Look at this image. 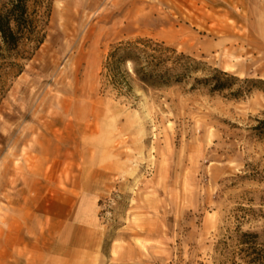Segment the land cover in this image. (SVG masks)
I'll return each mask as SVG.
<instances>
[{"label": "rangeland", "instance_id": "obj_1", "mask_svg": "<svg viewBox=\"0 0 264 264\" xmlns=\"http://www.w3.org/2000/svg\"><path fill=\"white\" fill-rule=\"evenodd\" d=\"M38 21L0 85V264H219L237 228L264 244V91L242 83L264 82V0H42ZM137 39L198 72L119 94L103 66ZM212 69L242 97L191 88Z\"/></svg>", "mask_w": 264, "mask_h": 264}, {"label": "trees", "instance_id": "obj_2", "mask_svg": "<svg viewBox=\"0 0 264 264\" xmlns=\"http://www.w3.org/2000/svg\"><path fill=\"white\" fill-rule=\"evenodd\" d=\"M42 0H7L0 9V85L4 86L8 75L21 74L23 66L20 60L29 57L38 49L43 37H38V14ZM32 44L31 53L25 56L24 48ZM151 40L137 39L119 42L114 45L103 66L108 83L121 94L122 90H131L128 79H134L143 87L159 89L181 84L191 73L198 72V63ZM191 61L189 64L184 61ZM127 64L130 72L126 71ZM238 79L226 72L212 69L202 78H195L191 86L205 88L210 94L229 92V97L239 99L244 94L242 88L233 91ZM249 85L246 91H264V82L245 79ZM254 136L264 142V119L256 120L251 129ZM231 244V245H229ZM219 264H264V244L259 235L242 232L237 228L225 235L220 242Z\"/></svg>", "mask_w": 264, "mask_h": 264}, {"label": "bare ground", "instance_id": "obj_3", "mask_svg": "<svg viewBox=\"0 0 264 264\" xmlns=\"http://www.w3.org/2000/svg\"><path fill=\"white\" fill-rule=\"evenodd\" d=\"M235 52H237L238 54L242 53V51L239 48H236ZM127 66H129V64H127Z\"/></svg>", "mask_w": 264, "mask_h": 264}]
</instances>
